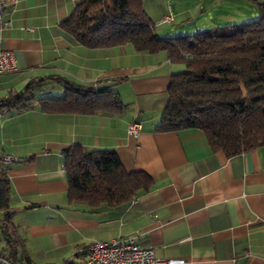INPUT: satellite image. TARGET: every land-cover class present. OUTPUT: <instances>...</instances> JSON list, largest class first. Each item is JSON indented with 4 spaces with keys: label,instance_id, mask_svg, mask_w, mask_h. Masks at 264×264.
I'll list each match as a JSON object with an SVG mask.
<instances>
[{
    "label": "crops",
    "instance_id": "0c3cea01",
    "mask_svg": "<svg viewBox=\"0 0 264 264\" xmlns=\"http://www.w3.org/2000/svg\"><path fill=\"white\" fill-rule=\"evenodd\" d=\"M257 3L264 0H142L160 37L253 20ZM74 5L17 0L8 9L11 26L0 33V47L12 51L16 70L0 75V101L31 80L46 79L52 91L61 86L48 78L89 88L113 80L125 108L91 115L0 109V152L19 159L6 176L18 252L28 258L23 264L83 261L87 244L127 236L180 264H264V145L227 156L212 151L199 129H156L171 75L185 64L130 43L80 45L60 27ZM165 16L171 21L157 24ZM132 122L140 124L137 136L127 133ZM73 144L114 152L126 172L150 176L152 187L97 210L68 202L64 150ZM5 247L0 239V256Z\"/></svg>",
    "mask_w": 264,
    "mask_h": 264
},
{
    "label": "trees",
    "instance_id": "16d2710c",
    "mask_svg": "<svg viewBox=\"0 0 264 264\" xmlns=\"http://www.w3.org/2000/svg\"><path fill=\"white\" fill-rule=\"evenodd\" d=\"M257 7V17L241 24L160 37L142 0H75L60 27L88 48L130 43L138 52L166 51L171 61L184 63L182 72L171 75L168 103L156 129H199L212 151L232 156L264 145V3ZM48 79L61 86L60 94L45 89L46 79L31 80L0 109L91 115L125 108L112 88L97 92L62 78ZM6 170L0 167V239L6 245L0 259L23 264L28 258L18 252L21 239L11 221ZM64 171L68 202L93 210L127 203L152 187L150 176L126 172L114 152H87L79 144L64 150Z\"/></svg>",
    "mask_w": 264,
    "mask_h": 264
},
{
    "label": "built area",
    "instance_id": "2783aa9c",
    "mask_svg": "<svg viewBox=\"0 0 264 264\" xmlns=\"http://www.w3.org/2000/svg\"><path fill=\"white\" fill-rule=\"evenodd\" d=\"M17 0H0V33L11 26V19L7 16L9 8ZM171 21L165 16L157 24ZM16 70V62L11 50L0 47V75ZM4 101H0V107ZM140 124L132 122L127 126V133L137 136ZM17 156L0 152V167L5 169L17 162ZM83 261L67 260L63 264H180L182 259H162L155 255L151 247L140 246L135 236L116 238L110 241H94L84 247Z\"/></svg>",
    "mask_w": 264,
    "mask_h": 264
},
{
    "label": "water",
    "instance_id": "95a60500",
    "mask_svg": "<svg viewBox=\"0 0 264 264\" xmlns=\"http://www.w3.org/2000/svg\"><path fill=\"white\" fill-rule=\"evenodd\" d=\"M118 84V81H104V82H100L98 84H96L95 86V90L97 92H100V91H103V90H106V89H110L114 86H116Z\"/></svg>",
    "mask_w": 264,
    "mask_h": 264
},
{
    "label": "rangeland",
    "instance_id": "374dc122",
    "mask_svg": "<svg viewBox=\"0 0 264 264\" xmlns=\"http://www.w3.org/2000/svg\"><path fill=\"white\" fill-rule=\"evenodd\" d=\"M114 87H115V86H114ZM51 93H52L53 95H58V94L61 93V91L58 89V87H57V88L55 87ZM1 263H3V262L0 261V264H1Z\"/></svg>",
    "mask_w": 264,
    "mask_h": 264
}]
</instances>
